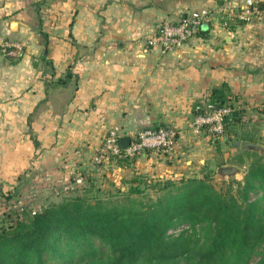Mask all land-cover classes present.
<instances>
[{
    "label": "crops",
    "instance_id": "0c3cea01",
    "mask_svg": "<svg viewBox=\"0 0 264 264\" xmlns=\"http://www.w3.org/2000/svg\"><path fill=\"white\" fill-rule=\"evenodd\" d=\"M230 1L237 0H0V33L22 45L16 58L0 54V188L13 189L7 183L26 171L34 186L37 173L60 170L84 178L105 173L115 182L128 179L131 168L92 167L113 127L128 138L148 126L174 131L170 154H179L182 164L183 143L200 142L193 106L203 103L209 89L228 82L222 77H227L234 35L258 28L261 21L228 31L217 18L203 27L206 32L169 53L146 47L144 40L160 21ZM235 52V60H248ZM67 72V84H57ZM156 155L136 157L134 167L142 168L137 173L160 170L176 178L181 170L173 171L167 156Z\"/></svg>",
    "mask_w": 264,
    "mask_h": 264
},
{
    "label": "trees",
    "instance_id": "16d2710c",
    "mask_svg": "<svg viewBox=\"0 0 264 264\" xmlns=\"http://www.w3.org/2000/svg\"><path fill=\"white\" fill-rule=\"evenodd\" d=\"M255 1L264 11V0ZM70 78L67 72L57 84L66 85ZM229 91L226 82L209 89L205 107L193 106L194 117L208 113V104L211 109L229 107L222 135L234 148L235 141L255 143L238 133L240 104L228 98ZM31 138L37 148L38 141ZM239 148L250 158L245 161L241 153L233 158V164L246 166L242 179H221L218 188L208 175L150 185L134 170L131 179L122 181L128 189L122 183L109 193L95 177L81 174L82 183L67 191L71 195L35 210L22 203L18 186L0 188V264H264V153ZM136 157L107 161L133 170ZM147 186L160 194L142 200ZM181 226L187 227L167 234Z\"/></svg>",
    "mask_w": 264,
    "mask_h": 264
},
{
    "label": "rangeland",
    "instance_id": "374dc122",
    "mask_svg": "<svg viewBox=\"0 0 264 264\" xmlns=\"http://www.w3.org/2000/svg\"><path fill=\"white\" fill-rule=\"evenodd\" d=\"M259 23L260 25L256 29H244L240 34L236 33L234 35L233 47L231 48L232 52H230L229 50L233 58L231 57V61L228 62V65L226 67L227 77H222V80L225 79L226 81H228L226 82L230 90L228 93V98L234 100L233 102L240 104L239 109L241 112V121L237 124L238 133L239 131L244 132L245 135L250 136L256 144L264 147V18ZM235 50L242 53L248 60H244V58L240 56H238L237 60H235ZM212 59H214V57H212ZM213 63L214 67L212 68L216 69L218 66L216 65L215 61ZM208 92L209 90L207 91L203 99L202 105H204V107L208 101ZM209 105L212 106V104ZM193 112L194 110H191V113ZM226 139V135L216 136L206 130L201 131L200 140H198L200 141L199 143H195V141H188L184 142L181 146L184 156L186 157L184 160L179 161L182 162V164H178L177 162V159H179L180 157L179 154L176 157L170 154L172 150L169 152H156L146 150L142 151L141 153L148 152V154L154 153V156L156 154H161V156L163 154L162 157L167 156L168 158L166 161L171 160L172 163L170 162V165L173 168V171L181 170L180 172H183L182 175L180 174V172H176L178 175L176 176L175 181H178L179 178L182 177H202L208 175L213 184L218 188L222 185L221 179H228V177L224 175L225 171H221L220 174H218V169L220 167H236L240 169V172L234 175V178L238 180L242 179L244 170L246 169V166L233 164L236 163L233 158L237 154L241 153L240 148H234L232 141H227ZM141 153L137 154V157H140ZM241 154H243V158L245 159V161H248L250 159L244 153ZM155 157H157V155ZM64 163H66V161ZM162 164L160 163L159 165ZM155 165L156 164H154L153 166ZM179 165L182 168H179ZM109 166L110 163L108 161H103L99 164L92 163V167H94L95 169H108L110 168ZM141 169L142 168L140 167H133V170L131 169L128 174V179H131L133 177L134 170L140 171ZM61 171L62 170L57 173H50V175L37 173L35 178L38 181L35 182V186L32 185L33 176L31 177V173H27V171L23 172L18 177L12 178V180L7 184L11 187L18 186L19 194L22 197V203L29 206L30 209L34 210L43 205L57 202L64 195H71L70 192H61L60 185L63 183L64 179H72L76 176L73 172L71 174H68L67 172L63 174L64 171ZM76 172L78 171L75 170V173ZM141 173L145 178L144 180L147 181L150 185H152L155 180H164L165 178H170L163 174V172L160 170H155L153 173ZM101 175L104 176L95 177L96 183L102 190L109 193L114 192L115 187L122 185V181L124 180L119 179L117 182H115L109 179L110 176L108 178L107 174L102 173ZM123 184L127 189L128 187H130L128 186V184ZM150 187L151 186H147L144 189V194L143 196H141L142 200L146 201L155 199L160 194L158 191ZM255 261L256 258L252 263H254ZM47 264L62 263L58 260H53L48 262Z\"/></svg>",
    "mask_w": 264,
    "mask_h": 264
},
{
    "label": "built area",
    "instance_id": "2783aa9c",
    "mask_svg": "<svg viewBox=\"0 0 264 264\" xmlns=\"http://www.w3.org/2000/svg\"><path fill=\"white\" fill-rule=\"evenodd\" d=\"M219 19L222 28L232 31L230 23L251 24L262 21L264 11L261 10L255 0H237L227 2L215 10H202L194 12L188 16H180L175 21H160L151 35L144 40L145 46L149 48L157 47L163 53L173 52L181 48L189 40L195 37L204 26H208ZM22 45L19 41L10 40L0 33V54L8 58H16L20 55ZM206 114L197 115L193 118V127L196 132L206 130L216 136H222L224 130V119L231 113L229 107L211 109ZM176 133L170 129L143 128L129 137L128 145L125 149L121 147L120 128H111L104 137L103 142L97 148L93 158V164L107 161L109 157L121 158L132 157L145 150L169 152L175 145ZM82 176H76L73 183L67 181L60 185V191L67 192L72 185L82 183ZM35 210V209H34ZM171 229L167 234H177L182 228Z\"/></svg>",
    "mask_w": 264,
    "mask_h": 264
},
{
    "label": "water",
    "instance_id": "95a60500",
    "mask_svg": "<svg viewBox=\"0 0 264 264\" xmlns=\"http://www.w3.org/2000/svg\"><path fill=\"white\" fill-rule=\"evenodd\" d=\"M128 141L129 138L126 137L124 139L121 140V147L122 149H125L128 145ZM234 145L241 147L243 149H247L249 151H256L258 153H263L264 152V147L256 144V143H250V142H246V141H235ZM221 171H225V176L227 177H234V175L238 174L240 172V169L236 168V167H220L218 169V174H220Z\"/></svg>",
    "mask_w": 264,
    "mask_h": 264
}]
</instances>
